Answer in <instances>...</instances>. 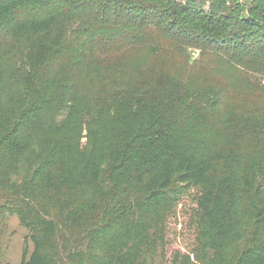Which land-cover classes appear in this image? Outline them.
I'll return each instance as SVG.
<instances>
[{
  "label": "trees",
  "instance_id": "16d2710c",
  "mask_svg": "<svg viewBox=\"0 0 264 264\" xmlns=\"http://www.w3.org/2000/svg\"><path fill=\"white\" fill-rule=\"evenodd\" d=\"M262 79L264 0H0L20 264H264Z\"/></svg>",
  "mask_w": 264,
  "mask_h": 264
},
{
  "label": "rangeland",
  "instance_id": "374dc122",
  "mask_svg": "<svg viewBox=\"0 0 264 264\" xmlns=\"http://www.w3.org/2000/svg\"><path fill=\"white\" fill-rule=\"evenodd\" d=\"M196 56H198V53ZM264 84V79H262ZM181 212L186 210L180 207ZM27 231L20 224L17 215L6 214L0 221V264H20L24 248V240ZM170 248V254L177 249L189 250L192 247L193 236L189 233L187 236L177 238Z\"/></svg>",
  "mask_w": 264,
  "mask_h": 264
}]
</instances>
